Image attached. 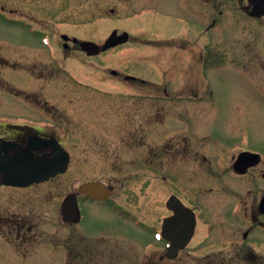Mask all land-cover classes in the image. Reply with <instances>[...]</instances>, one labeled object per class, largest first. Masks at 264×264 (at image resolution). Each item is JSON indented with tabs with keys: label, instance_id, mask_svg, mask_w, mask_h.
<instances>
[{
	"label": "flooded vegetation",
	"instance_id": "1",
	"mask_svg": "<svg viewBox=\"0 0 264 264\" xmlns=\"http://www.w3.org/2000/svg\"><path fill=\"white\" fill-rule=\"evenodd\" d=\"M134 2L141 7L136 16L144 21L137 33H131L133 20H126L128 28H114L96 41L62 27H76L81 7H93L94 0H0V24L18 25L25 19L45 29L39 33L28 24L18 39L0 35V241L13 247L15 255L29 256L38 232L26 203L18 211L16 195L25 197L34 187L58 182L68 168L27 186L11 182L28 165L56 171L68 157V167L75 160L73 193L81 217L76 226H82V235L68 240L77 241L76 264L94 261L101 246H82L81 241H127L101 227L85 231L83 225L86 216L100 210L115 217L148 212L146 182L153 183L155 192L151 208L159 225L152 233L156 243L139 247L141 253L131 254L127 264H264V135L258 137L253 130L208 132L201 126L214 96L209 77L217 70L232 71L252 95L264 98V34L257 53L256 33L250 31L242 55L223 51L229 40L207 36L227 26L235 33L233 40L242 39L244 25H264V13L259 12L264 0H175L170 9L162 0ZM147 19L152 20L150 28ZM153 31L155 37L147 41L155 42L154 82L128 73L127 66H106L101 73L115 80L110 83L85 81L69 69L72 61L102 62L101 57L130 44L150 47L139 38ZM113 33H126L127 38L102 50ZM84 41L99 51L88 54L81 48ZM229 62L233 67H227ZM96 163L107 166V175L79 181L80 166ZM145 167L152 170L150 175L142 173ZM129 177L141 181L140 189L128 190ZM88 183H100L105 198L98 190L95 198L84 194L81 187ZM47 191L58 195L54 189ZM166 219L170 222L163 236ZM183 240L188 241L184 247L168 251L170 243L174 247ZM115 248L108 253L112 261V250L120 249Z\"/></svg>",
	"mask_w": 264,
	"mask_h": 264
},
{
	"label": "rangeland",
	"instance_id": "2",
	"mask_svg": "<svg viewBox=\"0 0 264 264\" xmlns=\"http://www.w3.org/2000/svg\"><path fill=\"white\" fill-rule=\"evenodd\" d=\"M174 2L175 0H162V3H165L166 8L169 9L174 7ZM91 6L89 5V9L86 8L87 6L81 7L82 14L80 20L76 22V27H74V25H64L62 26L65 28L63 31L76 33L79 37H88L100 41L107 37L114 28H118V30H122L124 27L128 28L129 24L126 23V20H133V25H135L133 30H131L133 34L137 33L139 24L144 22L142 21L143 19L136 16L137 10L139 11L141 7L136 5L134 0L132 2L130 1L129 4L126 3L125 0H94V6ZM109 9H113L114 13L110 14ZM226 17L228 18L231 16ZM147 22H149L147 24L149 27L152 20L147 19ZM28 24L32 23L25 19H21L18 25L1 22V38L6 40L20 38L21 35L26 34V25ZM31 26L36 27L39 33H43L45 30L43 26L37 23ZM244 29L247 30L244 32L245 35L241 37L243 40H237V38L233 40L235 33L232 31L231 27L227 26L220 27L218 31L211 30L207 36L208 38H212L213 36L222 37L224 41L229 40L224 43L223 51L228 52L230 55L240 51L242 55L246 46L249 44L245 39L252 38L253 32L250 34L249 32L255 30V44L258 46L256 51L259 53V43L261 40L259 38L261 34H264V25H258L255 29L250 25H244ZM153 33L154 31L139 38L140 40L146 39L141 41V43L150 44V47H143L141 44H130L114 49L112 52L101 57L100 61L102 62L97 61L92 64L87 63L82 65L79 63L80 60H76V62L72 61L69 69L85 81L94 83L106 81V83H110L115 80L103 76L101 72L104 71V68L108 66L120 69L127 66L128 73L140 76L147 82H154L156 81L155 76L152 74L154 70V64L152 62L154 49L151 45L155 42L147 41L155 37L150 35ZM236 41H238L237 48L235 45ZM232 64L229 62L227 67H233ZM259 79L260 75L257 73L256 81L258 83L261 82ZM241 80V77L237 74L232 71H226V69L217 70L209 77L210 91L214 96L212 101L208 102L209 104L207 103V113H205L207 117L201 123L202 127L205 126L208 128V132H216L218 130L225 132L232 130L238 133L250 132L253 130L258 132V137L259 135H264V98L252 95V92L249 91L250 87L244 85ZM263 83L264 82H262L261 85H263ZM94 86L104 91L109 88V85ZM116 87L121 88L120 86ZM129 92L131 91L129 90ZM68 110L71 109L69 108ZM150 140H152V137ZM74 161L69 165L65 175L59 178L58 182L55 180L50 184L34 187L28 191L25 197L21 196V193L16 195V206L19 209L18 211L24 209L23 203H26V206L31 209V214L33 216L32 222L35 226V232H38V236L32 244H30L28 248L29 256L27 257L18 256V254L15 255L13 247L6 244L4 241H0V264H66L68 248L73 246V243H77V241L68 240L82 235V226L68 225L62 222L59 209L61 200L64 199L68 193L73 192L74 187H76V165ZM80 169L81 174H83L80 176L81 178L79 181L81 182L88 178L99 180L107 175V166L103 164L96 163L94 166H80ZM129 169H131V167H129ZM144 169L142 173L150 175V172H152L150 167H145ZM136 171L137 169H135V172ZM145 179L146 176H144V180ZM147 183H150V185L144 191L147 192L149 196L145 201L147 204L149 203L150 209L146 210L148 212L143 213L139 211V213L131 214L129 211V214H125L122 217H115L114 215L111 216V214L106 211L103 212L100 210L96 212L94 216H86L83 225L85 231H88L90 228L98 229L101 227L107 232L113 231L116 234L122 235L124 236L123 238L127 240L103 241V244L98 247L99 255L92 261L94 264H107L109 261H112V258L108 256L110 247H112V249L120 247L119 250H112L114 251L113 264H127L129 259L133 258L131 254L141 253L139 247L143 248L148 244L151 245L156 243V241H152V233L159 228V225L152 218L155 214L152 213L153 210L151 208L152 202L155 200V192L153 183L146 182L145 184ZM57 185L58 188L56 187ZM126 185L129 191H137L140 189L141 181L129 177ZM51 189H54L58 193L57 197L55 194L50 195L49 191H47ZM162 191L163 195L167 194V189H162ZM87 207L89 208L90 206ZM135 221H137V223H134ZM100 235H105V233L101 232ZM85 242L88 243L91 241ZM81 243L82 246L85 245L82 241ZM87 251V253L91 255L92 250L88 249ZM91 256L93 257V255ZM131 262L138 264L134 260Z\"/></svg>",
	"mask_w": 264,
	"mask_h": 264
},
{
	"label": "water",
	"instance_id": "3",
	"mask_svg": "<svg viewBox=\"0 0 264 264\" xmlns=\"http://www.w3.org/2000/svg\"><path fill=\"white\" fill-rule=\"evenodd\" d=\"M259 12L264 13V8H262L261 10H259ZM115 35V33L113 34ZM111 36L106 43L104 44V46H102V50H105L111 46H114L118 43H123L126 38L127 35L126 33L122 34L121 36ZM81 48L86 51L88 54H95L99 51V48L92 42H82L81 43ZM66 169V164L64 166L61 167L60 172H64V170ZM32 177H35V173H32ZM47 176V174H46ZM36 178V177H35ZM35 180H39V179H34L32 178V182ZM28 182H31L30 180ZM17 183H20L19 181H17ZM97 184H90V185H86L84 187H82V189L86 192L89 193V191L93 190L96 187ZM62 216H63V221L64 222H71V223H76V215H78V210L77 207L73 201V196H68L62 206Z\"/></svg>",
	"mask_w": 264,
	"mask_h": 264
},
{
	"label": "trees",
	"instance_id": "4",
	"mask_svg": "<svg viewBox=\"0 0 264 264\" xmlns=\"http://www.w3.org/2000/svg\"><path fill=\"white\" fill-rule=\"evenodd\" d=\"M76 255V251L73 247L69 249V264H76V258L74 256Z\"/></svg>",
	"mask_w": 264,
	"mask_h": 264
}]
</instances>
